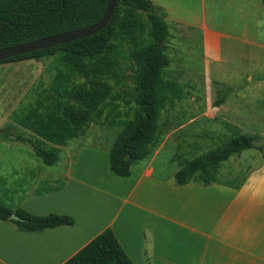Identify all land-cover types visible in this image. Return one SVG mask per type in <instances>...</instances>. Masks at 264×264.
<instances>
[{"label": "crops", "instance_id": "1", "mask_svg": "<svg viewBox=\"0 0 264 264\" xmlns=\"http://www.w3.org/2000/svg\"><path fill=\"white\" fill-rule=\"evenodd\" d=\"M151 3L164 20L175 8L171 24L199 31L204 69L263 59L257 56L264 52L262 0ZM169 138L131 166L127 178L109 170V147L70 141L60 148L67 152L65 172L48 180L50 187L26 193L18 207L37 216L65 215L74 224L34 233L0 220V264H63L106 228L133 264H264V147L240 184L176 186L178 168L166 174L155 166Z\"/></svg>", "mask_w": 264, "mask_h": 264}, {"label": "trees", "instance_id": "2", "mask_svg": "<svg viewBox=\"0 0 264 264\" xmlns=\"http://www.w3.org/2000/svg\"><path fill=\"white\" fill-rule=\"evenodd\" d=\"M107 3L0 0V50L92 26L102 18ZM262 3L264 8V0ZM167 36L164 15L150 0H117L109 23L99 33L0 61L7 64L51 58L54 70L47 87H41L33 102L12 114L0 131V139L27 145L45 166H53L59 160L60 148L83 137L90 124L102 118L109 121L103 110L107 106L117 108L112 102L123 97L115 93V87H124L134 112L130 119L120 121L117 116L109 123L117 120L121 130L109 147L108 163L114 175L129 177L131 166L151 156L168 132V124L162 122L167 104L184 98L183 85L164 76L169 65ZM255 140L237 134L205 154L178 162L175 185L217 183L223 162L245 150H263L253 146ZM11 215L19 220H12ZM0 220L13 223L20 232L34 233L74 224L65 215L37 216L3 203ZM63 264L133 263L112 230L106 228Z\"/></svg>", "mask_w": 264, "mask_h": 264}, {"label": "rangeland", "instance_id": "3", "mask_svg": "<svg viewBox=\"0 0 264 264\" xmlns=\"http://www.w3.org/2000/svg\"><path fill=\"white\" fill-rule=\"evenodd\" d=\"M150 1L166 5L170 0ZM171 1L175 4L178 0ZM174 12L175 8H171L169 19L165 18L169 65L164 76L183 85L184 98L172 105L168 103L162 113V122L168 124V132L162 139L166 135L170 138L155 166L159 165L160 170L165 168L166 174L177 170L178 162L205 154L234 135L264 138V52L257 53L263 59L254 66H239L232 60L212 63L209 70L204 69L199 31L171 24ZM52 64L51 58L0 64V131L11 121L14 112L25 109L41 87H47L54 73ZM124 90V87H115V93L123 99L112 102L117 108L107 106L103 110L104 116H110L109 121L106 123L102 118L90 124L86 134L71 141L69 146L110 147L121 128L117 120L109 123L117 116L120 121L130 119L134 112L135 106ZM258 152L254 148L245 150L223 162L218 181L242 183L259 163ZM172 156L173 164L168 163ZM67 159V152L62 150L55 165L45 166L27 145L0 139V203L16 208L26 193L50 187L48 180L65 172Z\"/></svg>", "mask_w": 264, "mask_h": 264}, {"label": "water", "instance_id": "4", "mask_svg": "<svg viewBox=\"0 0 264 264\" xmlns=\"http://www.w3.org/2000/svg\"><path fill=\"white\" fill-rule=\"evenodd\" d=\"M117 0H108L105 12L102 18L94 25L67 33L51 36L41 40L21 44L15 47L0 50V61L14 58L26 53L34 52L37 50L48 49L57 45L72 42L80 38L89 37L102 31L109 23L116 6ZM256 148L264 147V139L252 142ZM12 220H19L15 215H11Z\"/></svg>", "mask_w": 264, "mask_h": 264}]
</instances>
